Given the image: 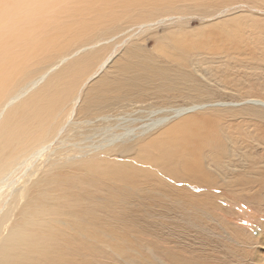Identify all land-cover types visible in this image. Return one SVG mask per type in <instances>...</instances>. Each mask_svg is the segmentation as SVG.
<instances>
[{
  "label": "rangeland",
  "instance_id": "374dc122",
  "mask_svg": "<svg viewBox=\"0 0 264 264\" xmlns=\"http://www.w3.org/2000/svg\"><path fill=\"white\" fill-rule=\"evenodd\" d=\"M83 1L50 0L39 16L45 20V26L37 25L40 39L56 36L40 30L56 19H94L95 13L80 10ZM136 1L103 3L116 18L114 27H97L82 41L57 37L54 48L28 61L26 76L14 92L46 77L10 109L68 65L102 53L83 73L56 138L0 183V219L16 196L25 203L32 182L44 172L41 180L47 181L42 185L60 210L89 208L100 216L104 205L112 203L124 206L116 213L134 210L137 216L131 225L116 219L111 229L118 237L110 243L97 242L94 252L84 248L82 255H64L66 259L85 264H264V0ZM129 66L133 68L125 71ZM9 102L0 104L1 113ZM96 103L103 106L82 112ZM194 129L220 137L217 144L200 146L208 180L203 183L211 186L177 181L168 166L161 170L152 165L146 178L140 175L138 157L164 162L193 154L197 139L187 138L190 134L184 131ZM163 149L170 150L172 159ZM107 163L131 175V182L121 179L128 183L122 195L94 173ZM109 189L115 195L107 194ZM49 206L60 223L58 209ZM55 238L48 239L69 244L60 235ZM0 264H5L1 255Z\"/></svg>",
  "mask_w": 264,
  "mask_h": 264
},
{
  "label": "bare ground",
  "instance_id": "6f19581e",
  "mask_svg": "<svg viewBox=\"0 0 264 264\" xmlns=\"http://www.w3.org/2000/svg\"><path fill=\"white\" fill-rule=\"evenodd\" d=\"M111 1L84 0L82 2L84 5L80 10L95 13L94 19L76 22L74 18L67 17L68 19L64 20L67 22L63 23H58L56 19L52 22L51 27L40 29L44 28V32L53 31L56 36L40 39L37 25L45 26V20L39 18V16L49 9L50 0H0V104L11 100L4 106L5 115L3 116L4 112H0V183L8 178L17 167L20 168L25 162L34 157L38 158L48 144L56 138L58 132L65 125L64 120L68 116L71 102L75 100L79 93L83 73L87 69L93 68L94 60L99 58L100 55L102 56V53L87 55L82 58L83 62L80 60L68 65L45 82L41 88H38L37 92L10 109L14 102L27 96L32 88L39 86L40 81H43L46 77L43 76L32 81L31 86L22 90L21 93L14 92L19 82L26 76L28 61L54 48L57 37L59 39L69 37L71 40L82 41L88 36L90 37L97 27H107L108 24L114 27L116 18L112 12L107 13L110 6L106 5L107 8L101 7L103 3L108 4ZM136 2L143 5L144 1L137 0ZM23 21H31V24L22 23ZM19 42L23 44H19V48H14V45ZM132 68L133 66H129L124 70L128 72ZM120 88L122 86L119 87V90ZM114 91L116 90L114 89ZM262 105L264 106V103ZM92 106L96 108L99 104L85 106V108H82V112L91 113L94 111ZM101 106L103 105L99 107ZM104 121V118L99 120L101 124ZM162 122L164 120L146 127V131L154 130ZM172 131H176V129ZM184 132L190 134L186 135L187 138L197 139L195 143L197 147L192 150L195 151L193 154L187 157L175 155V161L164 162L158 157H138L136 158V164H140V175L142 174L146 178L148 168L152 165L159 166L161 170H164V166H168L170 167V176L177 181L195 180L197 185L207 184V186H211L209 184L211 182L203 183L208 180H206V171L203 168L204 163L200 159V146L210 143L217 144L220 142V137L211 131L206 132L205 135L201 134L200 129ZM163 151H167L168 157L172 159L170 150L163 149ZM132 166L129 169H132ZM177 168L182 170H177ZM93 170L95 174L103 176L105 181L119 191L120 195H122V190L128 186V183L122 182L121 179H127L131 182L130 174H128V177L123 171H114L110 163L105 164L103 167H95ZM134 172V174L137 173V171ZM42 175L44 176L45 173H40L37 177L34 175L36 178L32 182L31 190L27 193L25 203L21 205L22 196H16L17 198L14 199L12 207L0 219V233H2L12 218L14 216L17 218L16 221L14 220L15 223L11 222L12 225L5 236L0 237V255L3 257L5 264H85L81 260L66 259L64 255H82L81 252L84 248L92 253L96 249L95 244L97 242L110 243L112 238L118 237L117 230L112 231L111 229L112 224L116 225V219L126 225L136 223L135 217L137 216H135L134 210L129 211V214H118L116 210H122L124 206H114L112 203L104 205L103 214L100 216L89 208H80L79 211L76 209L60 210L58 204L53 201V197L45 191L42 183L46 182L47 178L41 180ZM142 176L140 177L141 180L144 179ZM120 182L124 184L121 185ZM167 192L169 194L171 190ZM107 194L115 195V190L109 189ZM142 197L145 198L144 193ZM151 199L148 200L153 202V198ZM121 201L122 199H120ZM157 203L160 204L159 201ZM49 205H53L58 209L60 223L53 220L54 209ZM49 220H53V224H47L46 222ZM42 222L46 223L44 227H42ZM52 226L56 228H51ZM97 228L102 231L99 232ZM32 230L34 231L32 232ZM57 235L68 239L65 242L69 244L65 245L61 240L50 242L48 238L56 239ZM119 238L122 239L120 241L126 240L125 235H119ZM75 247H78V249Z\"/></svg>",
  "mask_w": 264,
  "mask_h": 264
}]
</instances>
